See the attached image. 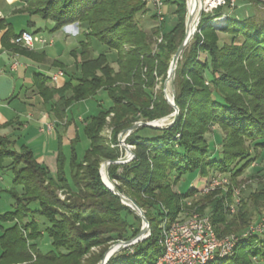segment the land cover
Wrapping results in <instances>:
<instances>
[{
	"label": "trees",
	"instance_id": "16d2710c",
	"mask_svg": "<svg viewBox=\"0 0 264 264\" xmlns=\"http://www.w3.org/2000/svg\"><path fill=\"white\" fill-rule=\"evenodd\" d=\"M18 1L22 5L19 12L52 21L53 26L45 29L50 34L77 25L83 37L79 54L72 52L79 72L69 76L62 87H52L49 77L34 74L33 86L42 104L51 105L50 113L58 120L65 118V111L74 103L91 99L98 92L106 94L110 106L82 119L89 148L78 160L76 137L68 173L60 151L55 177L36 163L27 147L16 151L13 142L0 138V161L11 160L13 174L8 190L13 209L0 215V264H99L110 246L130 241L140 230L130 221L133 218L140 222L138 217L105 187L100 177L101 165L120 157L116 148L106 146L102 140L106 118L112 115L109 127L116 143L117 135L134 123L153 122L173 113L163 95L154 94L153 88L158 78L165 77L170 58L184 39L186 1L162 0L164 5H175L174 21L167 29L165 16L158 21L151 13L156 25L150 33L136 19L143 12V0ZM237 3L251 4L255 0ZM236 6L225 0V5L211 14L202 13L197 32L176 65L174 103L178 114L173 124L166 129L150 128L160 132L152 139L138 136L146 127L133 130L126 143L134 147V159L108 167V178L117 191L144 212L150 236L119 251L107 264L156 262L162 254L158 244L160 219L166 217L173 222L181 212L183 199L191 195L190 190L175 191L183 175L199 170L202 177L223 173L233 181L253 161L262 158L264 11L260 17L245 16L238 14ZM225 9L229 12L224 13ZM222 16L225 20L218 30L229 36V42L219 45L212 22ZM29 22L31 27L33 23ZM0 28L5 29V49L31 53L10 44L11 39L28 31L15 34L2 22ZM92 40L116 53V68L109 64L105 53L92 56ZM56 66L64 69L61 64ZM213 128H218L221 135L216 136ZM210 134L215 140L213 145L212 138L207 139ZM249 148L254 150L252 156ZM59 193L64 195L63 200ZM228 197L224 194L218 199L210 194L194 202L199 213L208 208L207 216L219 237L236 235L250 221L244 201L237 219H228L224 211ZM263 202L261 189L260 204ZM32 204L37 208L32 209ZM236 236L233 255L215 258L208 264H251L253 257L264 261V240L259 248L254 245L255 239ZM44 239L52 250L41 251Z\"/></svg>",
	"mask_w": 264,
	"mask_h": 264
},
{
	"label": "rangeland",
	"instance_id": "374dc122",
	"mask_svg": "<svg viewBox=\"0 0 264 264\" xmlns=\"http://www.w3.org/2000/svg\"><path fill=\"white\" fill-rule=\"evenodd\" d=\"M172 1H175V0H172ZM185 1L187 4V0H185ZM233 1H234L233 5L234 6L237 5L236 7H238V9H239L238 14H241V15L246 16V15L250 14L253 16L260 17L261 13L264 11L263 10L264 9V7H263L264 0H255V3H251V4H249V3L239 4V3H237L238 0H236V1L233 0ZM204 9H206V8H204ZM174 10H175V5H172V4H165V6L163 8L167 29L170 28L171 23L174 21V16H173ZM211 12H212V10H210V8H209V10L207 12H202V13L211 14ZM225 12L228 13L229 10L225 9L224 13ZM136 19H137L138 23L140 24V26L142 27V29L146 33H150L151 28L156 25V22L151 19L150 9L146 5H144L143 12L136 16ZM33 20H34L35 26L38 27V25H39L40 28H42V29H50L53 26L52 21L49 19H41V18L37 17V18H34ZM12 23H13L14 33H17L21 30H28L30 32L33 31V29L28 27L25 18H19V17L14 18ZM215 29H217L216 32H217V37L219 39V45H222L223 43H228L229 42V36H227L225 34H221L220 31L218 30L219 27H215ZM66 32H69L73 35L76 34L75 29H71V28L69 30L66 29ZM196 32H197V29H196L195 33ZM47 36H48V34L46 36L44 35L43 37L48 39ZM71 42L69 43V46H67V48L71 47L72 49H75L78 46L77 43H75L74 40H71ZM92 43H93L92 56L95 57L97 54L105 53L107 56V60H108L109 64L113 68H116V53L113 51L107 50V48L105 46H103L101 43H99L98 41L92 40ZM190 43L191 42H189L186 47H188ZM78 54H79V52L77 53V55ZM172 57L170 58V61L168 63V69H167L165 77L164 78H158L156 80L155 87L153 88L154 94H156V95L162 94L164 98H165L164 92H166L170 96H171V92H172L171 87H170V81L167 78V74H168V70L170 67ZM179 60H181V57ZM63 62L67 63L68 62L67 58H64ZM63 66H64L63 72L65 74V78L63 80H67L69 78V76L79 72V71L75 70V63H72L71 65H63ZM207 78H209L208 73H207ZM173 86H174V79H173ZM109 106H110V101L104 92H98L93 98L82 101V102L74 103V105L72 106V109H71L72 115H74V117L76 119L78 118L77 127L79 128V138L80 139L78 140V142L75 145V149H76L77 154H78V157H77L78 160L82 159L84 151L86 149H88L89 145H90L89 140L87 139V137L84 133V125H83V122H81L82 119H85L89 116H95L101 111V109H103V108L107 109ZM111 117H112V115L109 116L110 119H111ZM164 118H166V117H164ZM164 118H161V119H164ZM161 119H158V121ZM173 122H174L173 117L166 119L165 121L162 120L161 121L162 124L161 123L160 124L161 125L166 124L168 126L167 127L163 126V127H160L159 129H166L171 124H173ZM106 123H107V126L104 128V130L101 134L102 140H104V142L109 141L111 143V145H113V146L117 145V142H118L117 137L123 131L117 135L116 143H114L112 140L113 139L112 129H111V127H109L110 120L106 121ZM138 123H141V122H138ZM138 123H134L133 125L138 124ZM213 129L215 130V132H217L216 136L221 135V131L218 128H213ZM107 132L108 133L111 132V134L109 136L110 138L108 137ZM159 133L160 132L157 130L150 129V128L146 127V128L141 129L138 132V136L141 139H152V138L157 137L159 135ZM207 139H211L212 140L211 144L213 145L215 140L211 134L209 136H207ZM245 145H248V143H245ZM115 148L118 150V154L120 156L121 152H120L119 148H117V147H115ZM64 149H65L64 153L69 156L70 146L66 147V145H64ZM249 149L250 150H249L248 154L250 156H252L254 150H251V148H249ZM100 170H101V168H100ZM101 173H102V177H103L104 176L103 169H102ZM66 176L68 177V175H66ZM12 177H13V174L11 173V171L10 172L9 171H3L0 168V189H2L4 191V193L0 194V215H3L5 212L11 211L13 209V206H12L13 200L8 193V190H9L8 186L12 182ZM100 177H101V175H100ZM101 180H102V178H101ZM261 189H264V150L262 151V158H259L256 161H253L251 163V165L244 171V173L241 174L240 176H237L233 181L228 174L210 173L206 177H204V176L202 177L200 175V171L195 170L193 172H190V173L183 175L179 181L178 186L175 188V191L179 192V193H186L188 190H190L189 193L191 195H190V197H185L183 199V205L181 207V212L178 214V216L176 217V219L174 221L184 220L185 214L188 211H195V213H197V214L207 215L209 212L208 208H206L203 211V213H199L197 210L198 206H194V202H198L200 199H202L206 196H209L210 194H212V198L217 197L218 199L221 198V195L225 194L226 196H229L226 199V201H224V211H225V214L227 215L228 219L232 218L233 220H236L237 217L239 216V210L241 208L240 206L242 205L241 201L246 202L245 203V205H246L245 210L248 214V218H250L249 225H247L248 227L246 229H243L242 231L239 230L235 233H236V235L242 234L243 235L242 239H244V238L255 239L254 245H256L257 247L260 248L259 245L261 244V241L264 240V232H262V233L259 232V233H254V234H252V233L249 234L247 232H249L251 229H256L257 227H259V226L262 227L264 225V218H263V216H264V206L263 205L264 204L263 205L260 204V190ZM59 197L62 200L64 199V195H62L61 193H59ZM252 198L254 199V202L251 201ZM31 208L36 209L37 205L32 204ZM245 210H243V211H245ZM37 218L39 219L38 221H40L41 223L44 221V219L41 217H37ZM138 219L140 220L139 217H138ZM165 220H166V217H163L162 219H160L159 226ZM130 221L132 223H134L136 229H141V227H142L141 220H140V222H137V221L133 220V218H130ZM233 235H235V234H233ZM40 249L42 252H47L49 250H52V247H51L50 243L44 239L41 243ZM99 264H100V262H99ZM251 264H264V261H263V259H260V257H253L251 259Z\"/></svg>",
	"mask_w": 264,
	"mask_h": 264
},
{
	"label": "crops",
	"instance_id": "0c3cea01",
	"mask_svg": "<svg viewBox=\"0 0 264 264\" xmlns=\"http://www.w3.org/2000/svg\"><path fill=\"white\" fill-rule=\"evenodd\" d=\"M21 7L22 5L18 0H0V22L13 29L12 21L14 18H25L27 23L32 21L33 24L30 28L33 31H25L42 37L48 34L47 38L52 41V45L36 46L35 50L28 54L21 51L7 50L2 45V36L5 29L0 28V77L6 76L12 81L10 96L5 100H0V138L13 142V148L16 151L22 146L27 147L36 163L45 167L49 174L55 177L60 151L66 161V173L69 171L68 164L72 141L76 137L78 140L80 139L79 128L77 127L78 118L76 119L71 112L74 104L65 111L63 120L54 117L50 113L51 105H43L37 95L33 86V76L34 74H42L51 79V76L58 71L63 72V69L57 67L56 64L71 65L75 63L72 52H79V43L83 41V37L80 35L77 25L65 27L50 34L47 32L48 30L40 28L39 25L38 27L35 26L34 17L31 18L27 14L19 12ZM70 28L75 29L76 34L66 32V29L69 30ZM71 40H74L78 45L75 49L67 48ZM16 53L18 54L19 65L16 70H12L10 67L12 56ZM64 58H67L69 63L63 62ZM64 78L65 74L58 78L55 83L50 80L49 84L52 87L60 88L66 81L63 80ZM46 124L53 125V130H45ZM64 145L66 147L70 146L69 156L64 153ZM76 155L78 157L77 151ZM11 167V160L0 161L1 170L10 172ZM8 187V189L12 188V182ZM1 193H4L2 189H0Z\"/></svg>",
	"mask_w": 264,
	"mask_h": 264
},
{
	"label": "built area",
	"instance_id": "2783aa9c",
	"mask_svg": "<svg viewBox=\"0 0 264 264\" xmlns=\"http://www.w3.org/2000/svg\"><path fill=\"white\" fill-rule=\"evenodd\" d=\"M145 5L150 9V12L155 14L158 21H162L164 18V3L162 0H143ZM234 1L230 0V5L233 7ZM225 5V0H216L214 7L210 10H214L219 6ZM209 8L203 9L202 12H207ZM1 16V14H0ZM225 16L213 20L214 27H220L219 25L224 23ZM199 23V22H198ZM160 42V40H158ZM10 44L16 48L24 49L27 51L35 50L36 46H48L52 45V41L38 35H33L28 32H22L17 37L11 39ZM155 53V48L152 54ZM18 54H13L12 63L10 65L12 70H16L18 63ZM64 74L62 71H58L51 76V82L55 83L58 78ZM171 118L170 116L161 119L165 121ZM110 118L107 117L106 121ZM162 124V123H161ZM159 125L160 127H167L168 125ZM45 130H53V125L46 124ZM132 132V131H131ZM131 132L125 134L120 133L117 137V145H111L109 141H105V145L111 148H119L121 155L118 160L120 164H128L134 159L132 145L126 143V140ZM111 132L108 133V137ZM110 138V137H109ZM108 142V143H107ZM189 205V204H188ZM185 214V213H184ZM159 247L162 250V254L154 264H208L215 258H225L233 255L238 237L236 235H226L219 237L211 224L209 216L195 213V211H188L185 214V219L182 221L169 222L165 220L159 226ZM264 232V225L251 229L249 234ZM150 236V230H147L144 239ZM142 240V241H143ZM140 241V242H142ZM137 242V243H140ZM135 243V244H137ZM134 244V245H135Z\"/></svg>",
	"mask_w": 264,
	"mask_h": 264
},
{
	"label": "water",
	"instance_id": "95a60500",
	"mask_svg": "<svg viewBox=\"0 0 264 264\" xmlns=\"http://www.w3.org/2000/svg\"><path fill=\"white\" fill-rule=\"evenodd\" d=\"M202 11L203 10H200L199 13H198L196 26L198 25V22H199V20L201 18ZM189 23H190V20L188 18V15H186V21H185V36H184L183 41L181 42V44L177 48L175 54L172 57V60H171V63H170V67H169V70H168V74H167V78L170 81V87H171V90H172L171 97L168 96L166 92H164V94H165V100L167 101V103L173 109V114L170 115V117H173V119H175V117L178 114V108H177V106L174 103V86H173V79H174L176 65H177V62H178V60H179L182 52L184 51V49L187 46V44L192 40L193 35L195 34V31H196V29H195V31L192 33V36L190 38L187 36V28H188ZM11 91H12V81H11V79L8 78V77H6V76H1L0 77V100L7 99L10 96ZM156 121H158V120H156ZM154 122L155 121H153V122H146V123L141 122V123L135 124L131 128H129L128 130L123 131L122 133L125 134L127 132H131V131L139 128V127L158 128L157 125H154L153 124ZM119 161L120 160H116V161H113V162L108 161V162H105V163L102 164L101 170L104 169L106 179H107L108 183L111 184V188H109L104 183V180L102 178V173H101V170H100V175H101V178H102V182H103V184L105 185V187L110 192H112L114 195H116V196L119 197L121 203L124 206L130 208L140 218L141 223H142V227L139 230L138 234L133 239H131L130 241L120 242L118 244H115V245L111 246L106 251V253L104 254L102 260L100 261V264H107L108 261L116 253H118L119 251H121V250H123V249H125L127 247H130V246L134 245L137 242L142 241L144 239V235H146L147 230L149 229V223H148V221L146 220V218L144 216V212L139 207H137L136 204L131 199L125 197L122 194H120L117 191V189L114 186V184L108 178V167L111 164H120Z\"/></svg>",
	"mask_w": 264,
	"mask_h": 264
},
{
	"label": "bare ground",
	"instance_id": "6f19581e",
	"mask_svg": "<svg viewBox=\"0 0 264 264\" xmlns=\"http://www.w3.org/2000/svg\"><path fill=\"white\" fill-rule=\"evenodd\" d=\"M216 4V0H187L186 8H187V15L190 20V23L187 28V36L190 38L192 36V33L196 29V22H197V16L200 10H203L204 8H212ZM170 96L169 94H167ZM171 97V96H170ZM161 123V120L154 122V125L159 126ZM102 171V170H101ZM104 171V169H103ZM105 176V172H104ZM102 177L104 180V183L111 188V184L108 183L106 176Z\"/></svg>",
	"mask_w": 264,
	"mask_h": 264
}]
</instances>
